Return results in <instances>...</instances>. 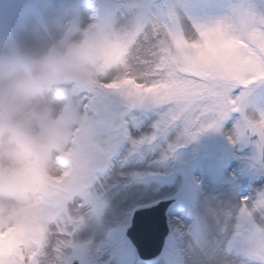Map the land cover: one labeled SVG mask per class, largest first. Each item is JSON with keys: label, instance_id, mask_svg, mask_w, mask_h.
<instances>
[{"label": "clouds", "instance_id": "clouds-1", "mask_svg": "<svg viewBox=\"0 0 264 264\" xmlns=\"http://www.w3.org/2000/svg\"><path fill=\"white\" fill-rule=\"evenodd\" d=\"M261 27L264 11L240 2L194 20L173 0L162 12L118 0L108 12L53 15L0 39V264H72L81 226L101 222L94 201L118 161L95 118L98 96L161 102L184 75L255 86L264 81ZM235 109L238 124L264 139V106ZM258 227L264 233V221ZM253 247L264 264V236Z\"/></svg>", "mask_w": 264, "mask_h": 264}, {"label": "rangeland", "instance_id": "rangeland-1", "mask_svg": "<svg viewBox=\"0 0 264 264\" xmlns=\"http://www.w3.org/2000/svg\"><path fill=\"white\" fill-rule=\"evenodd\" d=\"M176 1L173 0L174 3ZM237 2L264 10V0H183L177 4L195 19H208L222 15L227 5ZM117 3L118 0H0V39L12 36L22 25L45 23L53 15L108 12ZM247 103L264 104V84L254 86ZM119 105L116 100L98 96L94 106L96 120L110 130L118 119ZM231 127V123L226 125L227 129ZM148 133L143 132L141 135ZM184 143L193 146L184 149L189 151L173 166L172 173L166 176H134L125 182L107 183L96 197L94 208L96 204L112 209L114 203L118 202L123 206L120 215L114 218L112 225L105 231L94 260L85 256L88 247L85 245L83 248V242L77 243L71 250L70 259L77 258L80 264H142L137 261L134 248L123 235L122 229L135 206L174 197L166 213L168 238L155 264H196L195 257L189 258L188 242H181L179 238L177 218L190 226L193 240H199L212 219L211 205L207 204V199L232 194L230 204L227 205L225 201V205L234 208L239 204L240 196L251 197L254 189L264 184V175H260L248 154L238 152L218 133L208 132ZM174 175L177 180L172 190L161 193L163 186ZM202 195H206V198L200 200ZM233 264H247V261L242 255H235Z\"/></svg>", "mask_w": 264, "mask_h": 264}, {"label": "snow or ice", "instance_id": "snow-or-ice-1", "mask_svg": "<svg viewBox=\"0 0 264 264\" xmlns=\"http://www.w3.org/2000/svg\"><path fill=\"white\" fill-rule=\"evenodd\" d=\"M153 11L162 12L168 0H142ZM247 5V4H245ZM249 6V5H247ZM249 10L260 12L249 6ZM190 18L194 19L191 15ZM264 31V27H261ZM252 47V45H250ZM255 50V49H254ZM260 56L264 61V55ZM264 84L259 81L255 86ZM254 86L245 79L232 81L225 85L211 80H203L196 76L184 75L174 80L172 94L161 102L141 100L135 103L119 105V116L110 129L113 140V155L122 146H127V155H133L144 146L159 142L168 151H174L175 143H169V138L175 141L182 139L195 140L208 132L221 135L222 128L231 123L236 138H225L238 152L248 154L254 167L260 175H264V139L257 138L246 128L238 124L237 102L247 103ZM232 110H229L228 104ZM264 106V104H257ZM149 127L150 132L139 137L133 136V131ZM179 130V135L177 134ZM166 158L167 152L161 153ZM118 165L114 164L117 170ZM120 171L118 179L124 178ZM251 209V211H249ZM264 221V184L254 189L250 196H240L236 207L219 204L212 213V219L199 240H193L190 226L177 218V229L181 242L187 241L189 258L195 257L196 264H216L223 259L233 264L235 255L246 258L247 264H262L254 258V241L257 235L264 236L258 225Z\"/></svg>", "mask_w": 264, "mask_h": 264}, {"label": "bare ground", "instance_id": "bare-ground-1", "mask_svg": "<svg viewBox=\"0 0 264 264\" xmlns=\"http://www.w3.org/2000/svg\"><path fill=\"white\" fill-rule=\"evenodd\" d=\"M182 2L183 0H177L176 3ZM150 132V128L145 126L140 129L133 131V136H140L143 132ZM187 139H182L179 141H175L174 138H169V143H175L174 151H168L167 147H162L163 142L156 143L151 146H144L140 152L127 155V146L122 145L117 151L115 159L118 161V168L116 172L109 178L108 182H125L130 177L134 176H144L153 175V174H162L163 176L168 175L170 172L172 173V168L174 165L178 164L179 160H181L187 151L184 150L186 148H191L193 144L189 143L188 145L184 143ZM167 152L166 158H162L161 153ZM124 158H127L124 160ZM123 171L125 173L124 178L118 179V173ZM176 175L171 177V180L166 182V185L163 186V190L161 193H168L172 190L173 186L176 183ZM169 183V184H168ZM227 187V186H226ZM232 194H224L222 197L218 198H208L207 204L211 205V212L217 208L219 204H224L225 201L227 205L230 204ZM206 198V195H202L200 200ZM211 201V203H208ZM123 206L120 203H114L113 208L105 207V206H97L95 204V212L100 218V223H96L94 221H89L81 226L80 230L77 233V243L83 244V248L85 245L88 247L86 250L85 256L87 259L94 260L97 255V251H99L101 246V241L103 240V236L107 228L112 225V222L115 217L120 215V211ZM211 222V221H209ZM76 243V244H77Z\"/></svg>", "mask_w": 264, "mask_h": 264}, {"label": "water", "instance_id": "water-1", "mask_svg": "<svg viewBox=\"0 0 264 264\" xmlns=\"http://www.w3.org/2000/svg\"><path fill=\"white\" fill-rule=\"evenodd\" d=\"M172 199L136 207L125 232L143 262L156 261L168 234L166 208ZM72 264H78L73 260Z\"/></svg>", "mask_w": 264, "mask_h": 264}]
</instances>
